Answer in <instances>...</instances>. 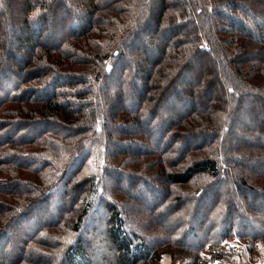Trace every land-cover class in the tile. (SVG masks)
Returning <instances> with one entry per match:
<instances>
[{"label":"trees","instance_id":"1","mask_svg":"<svg viewBox=\"0 0 264 264\" xmlns=\"http://www.w3.org/2000/svg\"><path fill=\"white\" fill-rule=\"evenodd\" d=\"M99 234L263 261L264 0H0V264H95Z\"/></svg>","mask_w":264,"mask_h":264},{"label":"rangeland","instance_id":"2","mask_svg":"<svg viewBox=\"0 0 264 264\" xmlns=\"http://www.w3.org/2000/svg\"><path fill=\"white\" fill-rule=\"evenodd\" d=\"M94 162V161H93ZM92 162V164H93ZM94 169H98V165L97 164H94V165H91L88 169V171H92L93 168ZM100 213L101 211L100 210H96L93 214H92V217L90 218L89 220V224L86 228L90 227L91 224H94V225H98L99 221H100ZM90 228H94V227H90ZM98 231H101L102 230V227L101 226H98ZM97 232V231H96ZM98 236V241L99 243L97 244L96 247L92 246L91 247V250H92V253L94 255V259H95V264H115L114 261L111 260L112 258V253H108L109 249L107 246V243H106V246H105V236L102 234H99L97 235ZM91 237V235H90ZM102 241V243H101ZM101 243V245H100ZM100 245V247H99ZM102 247V248H101ZM107 258H106V257ZM191 260L187 259V258H183V259H180V260H177V261H174L172 258H171V255L170 254H165L163 259L161 261H159L158 263L156 264H190ZM262 262V261H261Z\"/></svg>","mask_w":264,"mask_h":264},{"label":"crops","instance_id":"3","mask_svg":"<svg viewBox=\"0 0 264 264\" xmlns=\"http://www.w3.org/2000/svg\"><path fill=\"white\" fill-rule=\"evenodd\" d=\"M260 264H264V259H263V261H262V262H260Z\"/></svg>","mask_w":264,"mask_h":264}]
</instances>
